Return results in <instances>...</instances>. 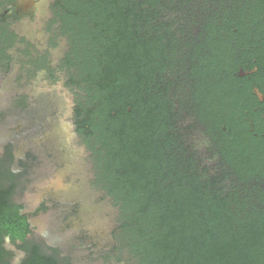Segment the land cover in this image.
I'll return each mask as SVG.
<instances>
[{
	"label": "trees",
	"instance_id": "trees-1",
	"mask_svg": "<svg viewBox=\"0 0 264 264\" xmlns=\"http://www.w3.org/2000/svg\"><path fill=\"white\" fill-rule=\"evenodd\" d=\"M249 1L255 14L264 6V0ZM136 5H73L75 14L96 17L97 25L85 30L89 48L75 58L88 94L76 107L77 129L93 151L97 181L120 207L123 236L139 264H264V145L250 142L219 106L225 99L220 86L216 122L230 121L231 132L219 135V170L179 145L174 105H163L158 92L170 56L148 50L146 37H133ZM257 25L251 22L250 30ZM194 71L205 77L203 68ZM201 94L207 95L204 80ZM160 111H168V123L149 115ZM6 156L0 157V264H12L7 237L26 253L21 264H70L28 239L31 224L13 199L18 181L6 161L14 158L10 148Z\"/></svg>",
	"mask_w": 264,
	"mask_h": 264
},
{
	"label": "flooded vegetation",
	"instance_id": "flooded-vegetation-1",
	"mask_svg": "<svg viewBox=\"0 0 264 264\" xmlns=\"http://www.w3.org/2000/svg\"><path fill=\"white\" fill-rule=\"evenodd\" d=\"M83 1L87 4L90 0ZM77 2L0 0L2 99L9 98L11 84L13 88L19 86L16 89L19 95L17 99L24 108L41 93L60 102V111L53 127L54 135L78 138L82 141V151L90 155L91 181L88 184L92 189L86 186L79 193L85 194L84 197L88 199L101 198L102 204H109L105 209L109 213L107 216L97 207V215L91 221L83 218L85 228L81 232L77 230L82 228V224L72 225L70 231L61 234L55 242L30 238L38 234L36 231L40 226L34 222L39 216L44 217L43 221H48L50 202L42 200L32 207L23 204L22 213L27 215L32 229L28 239L41 244L46 254L56 252L62 259H68L70 264H86L89 261L91 264H139L131 242L124 238L120 228V207L114 205V195L97 181L93 151L77 129L76 107L79 102L86 101L88 94L87 83L82 79L83 73L75 64V58L89 48L83 35L85 30L97 27L96 17L75 14L73 5ZM134 2L137 4V14L131 18L133 37H146L148 50L170 56L164 60L167 69L158 92L161 93L163 105L168 107L171 100L174 105V131L179 145L194 151L203 166H206L207 155L211 159L218 156L223 159L219 135L222 132L227 134L231 129L228 127L230 121L224 122L221 127L216 122L217 86H220L218 95L225 99L224 104L219 106H224L231 122L244 130L250 142L262 147L264 6L259 5L255 14L249 0ZM142 12L145 15L138 14ZM255 21L257 30H250V23ZM163 59L158 58L157 62ZM201 68L205 71V77L194 71ZM15 74L18 76L16 81ZM203 80L206 96L201 94ZM157 114L163 116V123H168V111L149 112L152 117ZM197 133L204 138L203 150L193 138ZM152 135L153 132L151 139ZM165 139L162 137L163 148L166 147ZM86 165L83 163L82 168ZM77 211L80 213L81 208H77ZM69 214L70 210L64 213ZM75 245L77 249L69 253L70 247Z\"/></svg>",
	"mask_w": 264,
	"mask_h": 264
},
{
	"label": "rangeland",
	"instance_id": "rangeland-1",
	"mask_svg": "<svg viewBox=\"0 0 264 264\" xmlns=\"http://www.w3.org/2000/svg\"><path fill=\"white\" fill-rule=\"evenodd\" d=\"M2 74L0 69V78ZM17 77L15 74V81ZM9 88V98L3 100L0 86V157L6 159L9 148L14 154L11 162L6 160L17 174L18 185L13 199L29 207L42 200L50 202L48 221H43L44 217L39 216L34 222L40 226L36 231L38 234L30 238L55 242L76 224H82V228L77 230L81 232L85 228L83 218L91 221L97 215V207L107 216L109 213L105 209L109 204H102L101 198L88 199L84 197L85 194L79 193L91 181L90 155L82 151V141L76 137L67 139L54 135L53 127L60 111V102L41 93L32 104L24 108L17 99L19 95L16 89L19 86L13 88L9 84ZM193 138L203 150V136L197 133ZM221 162L220 156L211 159L207 155L204 163L212 172H217ZM83 163L87 165L82 168ZM231 182L232 179L227 181L228 184ZM88 189L91 190V186ZM77 208H81L80 213ZM68 210L70 214L64 215ZM5 245L11 252L12 264H21L24 252L12 242H6ZM76 249V245L70 247L69 253ZM88 263L91 264V261Z\"/></svg>",
	"mask_w": 264,
	"mask_h": 264
},
{
	"label": "water",
	"instance_id": "water-1",
	"mask_svg": "<svg viewBox=\"0 0 264 264\" xmlns=\"http://www.w3.org/2000/svg\"><path fill=\"white\" fill-rule=\"evenodd\" d=\"M6 241H7V242H11V240H10V238H9V237H7V238H6Z\"/></svg>",
	"mask_w": 264,
	"mask_h": 264
}]
</instances>
